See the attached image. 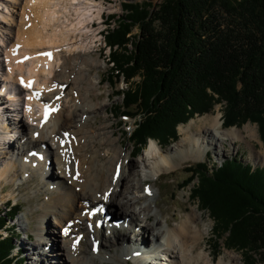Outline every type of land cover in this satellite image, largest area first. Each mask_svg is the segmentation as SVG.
Here are the masks:
<instances>
[{
	"label": "bare ground",
	"instance_id": "obj_1",
	"mask_svg": "<svg viewBox=\"0 0 264 264\" xmlns=\"http://www.w3.org/2000/svg\"><path fill=\"white\" fill-rule=\"evenodd\" d=\"M7 3L8 0L0 1L4 8L0 11V181L19 186L35 179L34 187L29 188L30 195L25 197L36 201L29 206L28 214L35 212L39 216L31 253V258H37L30 264H38L36 260L41 255H45L42 259L52 260L53 255H60L56 259L61 264H120L122 260L127 262L131 252L141 250L143 257L137 263H154L158 257L150 252L148 244L144 245L146 235L154 244L158 243L155 247L166 251L168 258L161 264H240V255L235 252H227L218 259L211 257L205 244L207 226H200V211L194 208L183 218L175 217L176 225L168 218L162 224L147 201L151 200L161 212L154 201L155 191L149 186L147 193H142L144 188L141 193L133 190L145 179L138 176L136 163L128 158L130 151L123 154L115 145L118 139L112 137L111 125L97 117L105 109V102L97 100L101 96L99 71L105 66L97 58L84 56L97 46L98 28H93L91 21L98 19L100 24L103 1L14 0L19 9L15 17L9 13ZM40 6L43 16L39 15L37 24H33L28 16ZM48 27L50 32L46 31ZM26 55L28 59L24 60ZM43 106L52 109L46 119L42 117ZM90 121L100 124L92 125ZM206 121L209 126L205 127L200 118L194 117L178 126L180 137L169 147L149 139L147 155L156 160L160 173L171 171L181 161L200 159L209 147L215 146L218 152L219 140L230 138L234 142L241 133L234 127L223 128L219 114ZM245 130L249 135L255 133L248 125ZM10 135L17 143L13 151ZM126 158L128 162L123 168ZM50 168L56 170V176L50 174ZM113 185L123 189L125 195L116 198ZM13 192L9 190L0 201L13 196ZM40 195L44 201L37 202ZM97 204L107 207V213L108 208L111 210L117 204L119 211L106 220L101 209L90 214ZM118 219L136 228H125L118 224ZM57 227L63 228V232H57ZM129 232L133 237L125 241L130 245L128 252L101 254L108 252L110 246L125 249L123 237ZM109 237L114 241L108 246ZM86 239L90 247L98 246L88 256L82 255L86 249L82 241L86 243ZM170 243H174L173 248ZM52 247L58 252L45 254Z\"/></svg>",
	"mask_w": 264,
	"mask_h": 264
},
{
	"label": "trees",
	"instance_id": "obj_2",
	"mask_svg": "<svg viewBox=\"0 0 264 264\" xmlns=\"http://www.w3.org/2000/svg\"><path fill=\"white\" fill-rule=\"evenodd\" d=\"M128 7L113 27L108 24L104 40L110 51L105 80L125 83L116 91L118 110L135 118L129 140L140 149L149 138L163 145L176 140L178 124L211 109L210 95L225 103V128L256 122L264 144V0H161L155 11ZM219 11L235 25L220 28ZM188 171L178 186L192 183L189 198L209 212L216 239L225 236V247L264 262L263 167L231 157L210 169L199 162ZM16 204L0 210V264H23L16 230L7 222L20 212Z\"/></svg>",
	"mask_w": 264,
	"mask_h": 264
},
{
	"label": "rangeland",
	"instance_id": "obj_3",
	"mask_svg": "<svg viewBox=\"0 0 264 264\" xmlns=\"http://www.w3.org/2000/svg\"><path fill=\"white\" fill-rule=\"evenodd\" d=\"M13 1L14 0H8L7 9L9 13L12 14V17H15L16 16L15 12H18L19 9H18V6H16V4L13 3ZM101 1H103V9H102L103 18H99L100 24H98V19L92 20L93 22L91 21V24H94L93 28L95 29L98 28L95 32V33H98L95 37V40H97L96 42L97 46L92 48L93 51L90 52L89 55L85 54L84 56H88L89 59L97 58L105 66L104 69H100L99 71V77H100L99 78L100 79L99 90L101 92V96L99 97V99H97L98 101L101 100L105 102V109L100 110L98 112L97 117L99 121H102V122L104 121V123L106 122V124L111 125L109 130L114 131L112 137L114 139H118V141L115 142V145L120 150H122L123 154L130 151V155L128 158H130L132 161L136 163L135 168L138 171V176L145 179L141 182V184H139V186H137L133 190L137 191L138 193H141L142 188H144V192L142 193H147L148 192L147 186H149L155 191L154 201H156V203L160 205L161 212L158 211L156 207H154V203L151 202V200H147V201H150V205L153 209V212H155L157 218L160 220L162 224H164L165 218H168V219H171L172 225H176L177 221H174L175 217L177 219L183 218L186 212H191L194 208L197 209V211H200V213L202 214L201 219H200V226L201 228L204 227V225L207 226V234L205 235V240H206L205 244L207 247V251H209L211 257L218 259L221 255H226L227 252H231V253L235 252L240 255V259L238 260L240 264H264V262L261 261L262 258H260L258 255H255L252 252L250 253L248 252L247 255L244 256L241 254L240 251L235 250L234 248L225 247V244H226L225 238H224L225 236H223V238L221 239H216V237L213 234L214 221L210 217L209 212L204 209H201L200 206H198L197 201H194L191 198H189V188L190 186H192V183L191 185L185 188H179L178 186L182 182V180L189 175L188 167L196 163H199V162H206V164L208 165V168L210 169L213 165L217 166L221 161L225 159H228L231 157H237L244 163H250L253 167H263L264 169V144L260 138V134L258 130L259 128H258L257 123L246 121L242 123L240 126H237V127L231 126L241 131L236 141L233 142L230 138H227L226 140H223L222 142L219 140L216 143V149L218 148V152L215 151V146L209 147L206 152L202 153V156L200 157V159L181 161L171 171L169 172L162 171L160 173L159 169L157 170L156 160L148 157L147 155L148 148H146V146L149 143V139H153V138H149L146 144L141 147V149L140 147L135 146L133 142H131L128 138L129 134H131L132 130L134 129L136 122H135V118L122 117L120 115L121 110L120 109L118 110V107L121 104V97L116 95V91L121 90L122 88L125 89V86H126L125 83L123 81H119L115 85H112L108 81L105 80L108 77L107 73L109 72V64H107L108 62L107 60H108V55L110 51H109L108 45L106 44L104 40V33L106 32V29L109 27L108 24L109 25L111 24L110 27H113L114 21H115L114 19H116L117 17L122 18L127 14L128 11L126 10H128L129 8L128 6H132L131 8H133V6L135 7V6L142 5V6H145L147 10L155 11L157 9L158 4L161 2V0H101ZM147 4H150V6H147ZM1 9L4 11L3 5H0V11ZM36 9L33 13H35L36 11L37 12L35 14L32 13L34 17L30 14L28 16V18L30 17L29 18L31 20L30 22L33 24H37V21L40 18L39 15H41L43 12L41 6L39 8L37 7ZM38 10L41 13H38ZM33 18H35V20ZM217 19L220 23V28H222L223 30H226L228 27L235 25V23H233L232 21V17L226 14L225 11H219ZM46 31L50 32V28L49 27L46 28ZM137 32H138V28L133 27L132 33L137 35ZM45 48L43 46L44 50ZM129 48L131 49L132 46H129ZM56 49H59V48H56ZM45 51L48 52V49H46ZM91 74L96 75L95 70H91ZM138 79H139L138 76L134 78V80H138ZM207 92L208 94H211L210 93L211 91L208 90ZM107 93L109 94L107 95ZM209 96H208L207 101H209V103L211 104L212 106L211 109L208 112H203L200 114L196 113L191 118L195 117L196 120L200 118V120H202L203 122V125L206 127V126H209L206 120H208L209 122V118L212 115L219 114L221 126L225 128L222 125V120H223L222 115H223V110L225 108V103L218 101L217 96L216 97L215 96L209 97ZM11 104L13 106V103ZM206 104L207 102H203L201 104V107L205 106ZM189 120L190 118L185 123H187ZM90 122L92 125L100 124L98 121L97 123L93 121H90ZM185 123H180L177 125L176 131H177L178 137L176 140L170 141L165 137H161L160 139H162L163 141H166L165 143H167L168 141L170 142L166 145H163L161 142H159V145H163V147H169L170 145L174 144L180 137L179 130L177 129L178 126L184 125ZM246 125H248V128L250 129V131L255 130L254 135L248 134V132L245 130ZM193 127H195V125H193ZM231 127H226V128H231ZM18 133H20V131ZM14 139L15 137L14 136L12 137L10 135L9 141H10V146H11L12 151L15 150L17 147L16 146L17 143L14 142ZM128 158L124 160L123 168H125V165L128 162ZM143 163L146 164V167L143 166ZM53 171L55 172L53 173ZM50 174H53L54 176H56V170L53 168H50ZM126 174H127V170L125 172V175ZM132 178L133 177L131 176L130 179ZM34 180H35L34 178H31L30 180H28L27 182H24L23 184H20L19 186L12 184V183L3 184L0 181V198L6 195V193L9 190L12 189L14 191L13 192L14 197L6 196L3 201H0V210H4L7 206V203L9 202H12V204L17 203L16 205H19L18 208L20 209V212H18V214L14 218L9 219L7 222L9 225H13V227L16 230L14 244L17 247V252L18 253L20 252V259L23 260V264H30L31 260L37 258V256L35 255H33L31 258V255H32L31 253H33L34 251V249H32V242H33V239H35V226L37 224V220L39 216H37L35 212L28 214L30 210L29 206L31 207V205L36 201L33 200L32 198H27V199L25 198L27 195H30L29 188L34 187L35 185ZM112 190H113L114 196L118 199L123 197V195H125L123 189H120L121 190L120 191L118 186L114 187L113 185ZM118 190L121 193H123L122 196H120L121 194L119 195ZM41 200L44 201L43 196L40 195L39 198L37 199V202ZM140 205L141 204H138V207ZM91 206L93 205L91 204ZM117 208H118L117 204L112 205L111 210L108 208V213L110 214L117 213L119 211L117 210ZM180 209L182 210L180 211ZM82 215L83 213L81 212V216ZM74 220L78 221L79 219H74ZM119 220L121 221L118 224H122L123 227L125 228L131 225L134 228H136L135 225H133L132 223L129 224L126 220L123 223H122L123 219H118V221ZM104 223L105 221L103 222V224ZM44 225H46V222H43V226ZM99 229H101V227ZM55 230L60 233L63 232V228H60V227H57V229ZM108 231L109 229H108V223H107V228L105 232L108 234ZM2 234L5 235L4 232H2ZM122 236L124 235H119L118 237L122 238ZM131 237H133V233L131 232L128 233V236L123 237V241H124L123 245L125 246V249H119V248L110 246L108 252L101 251V254L105 255L106 253L116 252V251H119V252L123 251L125 253L128 252L130 245L125 244V241H127V238L129 241ZM145 237H146V241L144 243L146 244L144 245H147V244L149 245L151 243H154V241L151 240V238H149L147 235ZM79 241L80 240L78 238L77 243ZM113 241H114V238L109 237L107 241L108 246L109 244L113 243ZM82 244L84 247H86V249H83L82 255L86 254V256H88V252H91V251L96 252L98 250V246L96 245L90 247V241L88 239H86V243L83 240ZM173 246H174V243L172 244L170 243V247L173 248ZM148 248H150V246ZM46 249L47 248H45L44 250ZM50 250L51 249L46 250L48 252H45V254L58 252L57 248L52 247V250L51 251ZM59 256L60 255H53L52 257H54L53 259L55 260H52L51 258L42 259L43 257H45V255H41L40 257H38L36 261L38 262V264H50V263L51 264H61V262L57 263L58 260L56 259V257H59ZM139 259H142V255L134 251L133 253L131 252L129 255H127V262H123L122 260L120 264H141L140 262L137 263ZM149 260H152V259H149ZM160 261L162 260L156 259L155 262L154 263L151 262V264H160ZM234 263L235 262H232V264ZM89 264H92V263L89 262Z\"/></svg>",
	"mask_w": 264,
	"mask_h": 264
}]
</instances>
